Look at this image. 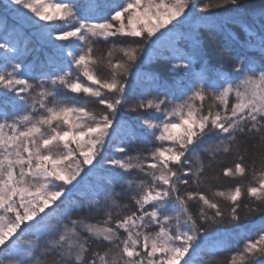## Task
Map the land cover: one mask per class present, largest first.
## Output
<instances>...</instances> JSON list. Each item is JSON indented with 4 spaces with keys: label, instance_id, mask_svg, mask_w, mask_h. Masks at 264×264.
Returning a JSON list of instances; mask_svg holds the SVG:
<instances>
[{
    "label": "snow or ice",
    "instance_id": "obj_1",
    "mask_svg": "<svg viewBox=\"0 0 264 264\" xmlns=\"http://www.w3.org/2000/svg\"><path fill=\"white\" fill-rule=\"evenodd\" d=\"M0 9V264H264V4Z\"/></svg>",
    "mask_w": 264,
    "mask_h": 264
},
{
    "label": "trees",
    "instance_id": "obj_2",
    "mask_svg": "<svg viewBox=\"0 0 264 264\" xmlns=\"http://www.w3.org/2000/svg\"><path fill=\"white\" fill-rule=\"evenodd\" d=\"M244 2L246 4H249L255 8H259L261 4H264V0H244ZM213 12H220L222 13L223 10H218V9H214L212 10ZM0 14H3V15H7L8 16V24L9 25H12L15 20H14V17L9 14V13H4L2 9H0ZM227 16H234L235 14L234 13H227L226 14ZM219 18V17H218ZM247 24L248 28L251 29V30H256L258 27H259V20L258 18H249L247 21H241L239 19H236L234 20L233 22L231 23H228L226 25L227 29L231 32V33H235V36L233 37V40L232 42L237 45V46H242L246 41H247V35H246V32L242 30V28L244 27V24ZM223 39L224 37L221 36V35H218L216 37V40H219L221 42H223ZM34 55H37L39 56L40 58H43V55L44 53L41 51V52H37V53H34ZM95 107L94 105H89V108H93ZM125 116H129L131 114L129 113H124ZM231 157H221V162H222V165H227V164H230L231 163ZM234 182V181H233ZM245 224H247V221L244 222ZM246 231V230H244ZM27 239V238H26ZM243 241V237H241V243ZM24 241H22L21 243H23ZM235 247H233L231 249V251H235ZM226 255V253H221L218 255L217 259H222L224 256ZM198 264H204V261L201 260L198 262Z\"/></svg>",
    "mask_w": 264,
    "mask_h": 264
},
{
    "label": "rangeland",
    "instance_id": "obj_3",
    "mask_svg": "<svg viewBox=\"0 0 264 264\" xmlns=\"http://www.w3.org/2000/svg\"><path fill=\"white\" fill-rule=\"evenodd\" d=\"M4 2H6V0H0V3H4Z\"/></svg>",
    "mask_w": 264,
    "mask_h": 264
}]
</instances>
